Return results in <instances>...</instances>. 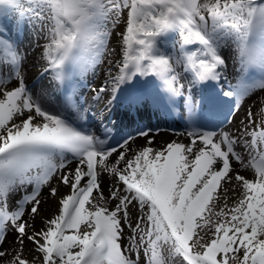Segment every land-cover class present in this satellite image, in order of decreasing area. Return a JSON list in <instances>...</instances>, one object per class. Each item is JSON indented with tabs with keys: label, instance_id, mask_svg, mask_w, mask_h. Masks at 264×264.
I'll list each match as a JSON object with an SVG mask.
<instances>
[{
	"label": "snow or ice",
	"instance_id": "1",
	"mask_svg": "<svg viewBox=\"0 0 264 264\" xmlns=\"http://www.w3.org/2000/svg\"><path fill=\"white\" fill-rule=\"evenodd\" d=\"M124 10L126 27L116 33L122 57L115 63L117 72L109 71L105 84L93 90L99 99L110 86L109 105L126 92L131 102L142 103L144 98L130 90L135 78L153 76L162 81L166 101L174 107L184 96L182 69L191 75L184 98L191 120L197 107L191 89L223 79L226 61L219 49L227 38L234 39L242 66L258 62L264 67V3L258 0H0V17L14 12L18 28L26 20L39 25L43 71L58 85L66 81V66L78 51L90 52L93 62L104 57L106 22L119 24ZM2 33L0 24V51L15 82L6 87L0 79V245L10 226L19 247L0 248V264H264V126L249 131L245 124L243 135L251 141L229 131L192 129L188 144L143 147L129 159L119 151L129 139L110 145L109 128L102 138L45 106L44 93L34 95L28 88L21 56ZM169 33L180 37L174 57L157 48L158 39ZM252 37L262 42L259 47ZM258 86L264 89V81ZM246 91L229 89L222 96ZM66 106L77 120H86L70 100ZM238 110L239 100L228 116ZM251 118L249 111V124ZM113 153L114 162L108 159ZM240 168L251 170V176ZM101 173L112 177L107 188ZM57 176L59 183L52 186ZM228 183L235 185L238 198L231 206L225 198L216 211L214 202ZM26 185L35 188L10 211L7 197ZM41 185H48L57 206L36 228ZM28 204L32 223L24 219ZM26 242L32 245L31 258L23 255Z\"/></svg>",
	"mask_w": 264,
	"mask_h": 264
},
{
	"label": "rangeland",
	"instance_id": "2",
	"mask_svg": "<svg viewBox=\"0 0 264 264\" xmlns=\"http://www.w3.org/2000/svg\"><path fill=\"white\" fill-rule=\"evenodd\" d=\"M201 3H204L205 0H200ZM258 3H264V0H258ZM126 16H127V10H124V12L121 14L120 17V23L114 24L112 20L106 22L107 28L109 31V37L107 40V50L104 55V57L101 60H97L93 62L92 55L90 52L85 50H80L75 54V59L73 60V64H68L67 66V78L69 80V86L68 92L69 95L71 94V97L73 98L74 104L79 109V112L83 115H85L87 118L84 121H79L76 119V113L69 108L63 109V105L65 104L59 94L57 83L53 82L52 75L50 73H44L43 71V65L44 62L41 60V48L38 46L40 44L44 43L43 37L37 35V30L39 25L26 20L25 23L18 28L16 24V14L14 12H8L3 17H0V24L3 26V37L11 40L18 53L21 56L22 59V68L21 72L25 75V82L28 86V88L33 92L35 90V87L37 85H40V87L44 85L45 93L47 94L46 101L47 103H51L54 108H56L58 111H63L65 114V117L69 120L70 123H72L75 127L78 129L80 128V125L83 124V127L87 129L88 131L92 132L93 134L100 136L97 134V131H100L101 128L98 126L95 127L93 123V114L91 115L90 110L87 111V108L84 106V102H81L80 100H77L75 97H80L82 94L85 96H95L94 89H97L98 87L105 84V82L108 80L107 73L109 71L112 72L113 75L117 72V68L115 67V63L122 59L121 54L119 52V46L117 44V35L116 33L121 32L126 27ZM258 38V37H257ZM259 39V38H258ZM180 40L178 33H169L166 37H162L159 39L157 43V48L159 49L160 53L166 55V56H175L178 54V48L179 44L178 41ZM258 46L261 45V41L258 40ZM115 48L117 51L113 52L112 49ZM220 54L223 56V58L226 61V66L222 70L223 75V81L222 84V90L220 92V95L222 96V91H227L229 89L234 90L236 92H241L244 89H247V91L242 96H233L232 98H223V104L224 106H228L227 111L229 112L230 109L233 108L234 104L239 100V110L235 111L233 115L227 116L228 119L232 121V123H228L225 121L222 125H220L217 131L223 130V131H229L234 136L240 138L241 140H248L251 141L250 136H245L243 133L245 132V124H248V130H261V127L264 126V119H262L261 112L264 110V89L260 88L258 85L259 83L254 87H246L244 88L241 84L240 78L242 74V70L245 68V65L242 66L239 54L236 48V43L234 39L227 38L223 43L220 45ZM10 64L5 62V55L3 51H0V79H3L6 81V87H11V85L15 82L12 78L11 72H9ZM264 69V67H263ZM178 71L181 72V82L185 85L184 88V96L178 97V104L179 108L181 109V115L184 117H187L188 111L184 103V98L189 95V80L191 79L190 74H186L182 71V69H178ZM91 78L93 81H91ZM152 79L151 76L147 77H137L135 78V83H146L149 82ZM157 79V78H156ZM87 82L89 83V89H91V92L88 93V90L86 88ZM100 82V83H99ZM153 86L159 87L160 85H163L162 81L160 80L153 82ZM98 85V87H97ZM205 85V84H203ZM203 85H197L194 88L191 89V96L194 104H198L201 97H203ZM131 94H134V88L131 90ZM110 92V86L109 91ZM128 94V93H127ZM105 93H103V96ZM85 98V97H83ZM102 94L99 99L97 100H104L102 99ZM120 99V98H119ZM118 99V100H119ZM218 99V96H217ZM81 102V103H80ZM102 102V103H103ZM107 109L112 111V114L108 116L105 120L104 128L107 127L110 130L115 131V128L118 125L117 120L120 121H126L125 116H122L119 118V111H117V108L120 106V100L115 101L111 105L108 104V101L106 102ZM152 104V101L149 103ZM221 105L222 103L219 102ZM129 107V106H127ZM177 107V106H176ZM226 107L221 110V112H225ZM252 113V122L249 124L248 121L245 119V115L247 112ZM220 112V111H219ZM196 113V110H195ZM89 119L90 122L92 121L93 126L89 125ZM116 120V121H115ZM244 122V123H242ZM96 125V124H95ZM187 127H181V129L175 125L176 128H173V130H167V129H159L155 133L149 134V139L153 141L151 145L147 143V141H141L139 142V137L136 136L138 141H133L137 143V148L135 147L132 151V157L143 147H152L155 150H162L166 147V145L173 141H178L181 143L188 144L190 142V137L187 135L190 129L189 124H186ZM83 130V129H81ZM164 130V131H163ZM115 133V132H113ZM112 135V134H111ZM110 135V137H111ZM143 137V136H142ZM136 145V144H135ZM237 151L242 152L245 157H247V153L245 152L244 148L241 144H237L236 146ZM66 158L71 159V153H66ZM131 157V158H132ZM241 171V174L251 176V170L248 169H239ZM108 177V176H107ZM110 181H111V177ZM59 183L58 176L53 177L50 181V184L52 186H57ZM110 186V183L107 187ZM35 188V185H26L24 187H21L19 189L14 190L12 193L9 194L7 197V203L10 211H13L17 208V202L22 200L23 196L26 194H30ZM235 185L232 183H228L224 185L222 195L220 196V199L215 201L216 211H219L220 208H222L225 204V198L227 201V204L231 206L235 200L238 198L237 191L234 190ZM40 191H43L44 196L42 199V203L39 210V215L36 216L34 224L36 228H39L41 226V221L44 218H47L55 213L56 211V199L51 198L48 194V185H41ZM60 191L66 192L67 189L64 187L60 188ZM30 205V204H28ZM25 205V206H28ZM30 223L33 222V218L28 215V218L26 219ZM9 235L7 237L6 242L1 245V247L5 250L9 249H16L19 247V245L13 244V235L11 234V227L9 226ZM123 247H127V243L125 242L123 244ZM32 245L30 242H26V246L23 250V255L25 258H31L34 253L31 251ZM11 251H9V257L11 258Z\"/></svg>",
	"mask_w": 264,
	"mask_h": 264
},
{
	"label": "bare ground",
	"instance_id": "3",
	"mask_svg": "<svg viewBox=\"0 0 264 264\" xmlns=\"http://www.w3.org/2000/svg\"><path fill=\"white\" fill-rule=\"evenodd\" d=\"M258 42V41H257ZM257 42H256V44H257ZM20 68H22V65H20ZM26 74H24V76H25ZM159 80V79H158ZM157 79H156V77H154V78H152L149 82H146V85H145V89H143V90H148V92H149V95L150 96H152L153 94L155 95V96H160V95H163L164 97H165V93H164V91H163V86H159V88L158 87H155V86H153L152 84H153V82H155V81H158ZM91 81H93V79L91 78ZM222 81V80H221ZM161 82V81H160ZM100 83V82H99ZM221 87H223V85L224 84H220V83H218ZM44 85L45 84H43L41 87H40V85H37L36 87H35V90L33 91V94L35 95L36 93H40V92H43L44 93V96H43V98H42V103H44L45 104V106H47V107H49L52 111H54V112H56V111H58L56 108H54L53 107V105L51 104V103H47V101H46V98H47V94L44 92L45 91V89H44ZM140 85V84H139ZM97 87H98V85H97ZM139 87V86H138ZM86 88H87V90H88V93H90L91 92V89H89V83L87 82V85H86ZM135 88V93H136V90H138L139 88H136V86L134 87ZM158 89V90H157ZM100 96H101V94H100ZM109 96H110V92H106L105 93V95L103 96V93H102V99H105L104 100V102H103V100H97L96 98H95V96H92V98H91V96H85L84 94H82L80 97H75V98H77V100H80L81 98V102H84V106H85V108H87V111H89L90 110V112H91V115L93 114V116L94 117H92L93 118V123H94V126L95 127H97L98 125H101V124H104V122L106 121L105 119L108 117V116H110L111 114H112V111H110L109 109H107V101H108V99H109ZM83 97H85V98H83ZM128 97V94H123V95H120L119 97H118V99L119 98H123V99H125V98H127ZM157 98V97H156ZM117 99V101H119ZM158 99V98H157ZM177 100H178V97L176 98ZM202 100V99H201ZM80 102V103H81ZM103 102V103H102ZM121 104V103H120ZM129 105V107H127ZM136 103H134V102H131L130 101V103H127V104H121L120 105V109L118 108L117 110L119 111V112H121V111H123V112H121V113H123V115L125 114V112H126V114H125V116L130 112V110H133V112H135L136 111ZM145 112V111H144ZM123 115H120V116H123ZM188 119H189V117H188ZM90 120V119H89ZM164 122V121H163ZM190 122L192 123V124H194V125H201V123H200V121H198V120H196L195 118H193L192 117V119L190 120ZM92 123V122H91ZM96 124V125H95ZM100 133H102V131H99ZM104 136V134H102V137ZM139 142H141V141H147V139H149V135L147 136V137H145V136H143V137H139ZM133 141H138L137 139H131L130 141H129V144L125 147V148H120L119 149V151H122V152H125V154H126V157L127 158H129V159H131V157H132V151L134 150V148L136 147L137 148V143L138 142H135V144L133 143ZM116 153H113V155L112 156H110L108 159H109V161H112V162H114L115 161V158H116ZM121 163H123V162H121ZM75 166V164L73 163L72 165H71V167H74ZM108 176V177H107ZM109 177H111L110 175H108L107 173H101V177H100V180H101V184H102V187H104V188H107V186L109 185V183H110V178ZM112 178V177H111ZM41 200L43 199V196H44V193H43V191H41ZM30 207H31V205H28V206H25V216H24V219H27L28 218V210L30 209ZM0 248H2L1 247V245H0ZM3 249V248H2Z\"/></svg>",
	"mask_w": 264,
	"mask_h": 264
}]
</instances>
